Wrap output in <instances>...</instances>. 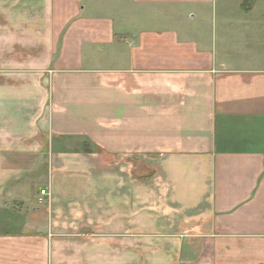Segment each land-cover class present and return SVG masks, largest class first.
I'll list each match as a JSON object with an SVG mask.
<instances>
[{"label": "crops", "instance_id": "obj_1", "mask_svg": "<svg viewBox=\"0 0 264 264\" xmlns=\"http://www.w3.org/2000/svg\"><path fill=\"white\" fill-rule=\"evenodd\" d=\"M216 1L0 0V264H264V0Z\"/></svg>", "mask_w": 264, "mask_h": 264}, {"label": "built area", "instance_id": "obj_2", "mask_svg": "<svg viewBox=\"0 0 264 264\" xmlns=\"http://www.w3.org/2000/svg\"><path fill=\"white\" fill-rule=\"evenodd\" d=\"M49 190L47 188H40L38 191L37 203L42 204L49 198Z\"/></svg>", "mask_w": 264, "mask_h": 264}, {"label": "rangeland", "instance_id": "obj_3", "mask_svg": "<svg viewBox=\"0 0 264 264\" xmlns=\"http://www.w3.org/2000/svg\"><path fill=\"white\" fill-rule=\"evenodd\" d=\"M224 1V0H223ZM226 1H228L229 2V4H230V2L232 1V0H226ZM261 1V0H260ZM259 1V2H260ZM218 5H219V1L217 0L216 1V15H218ZM216 31H217V24H216Z\"/></svg>", "mask_w": 264, "mask_h": 264}]
</instances>
